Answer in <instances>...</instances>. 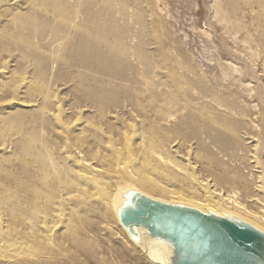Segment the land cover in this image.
Listing matches in <instances>:
<instances>
[{
	"label": "rangeland",
	"instance_id": "obj_1",
	"mask_svg": "<svg viewBox=\"0 0 264 264\" xmlns=\"http://www.w3.org/2000/svg\"><path fill=\"white\" fill-rule=\"evenodd\" d=\"M76 1L69 0V3L73 18L75 17V22H78L83 18L79 11L82 0ZM24 3L25 0H0V27L5 22V17H9L10 10L25 9L23 8ZM112 3L113 7L110 9L109 15L105 13L101 19V28L105 31L114 29L111 32L115 33L112 36L109 35L113 37L115 34L114 39L108 37V41L111 43L116 41L115 39L121 41L118 42L119 46L122 49L125 48V51L128 49V61L130 62V57L132 58L129 63L131 66L128 65L120 70L124 71L128 77L127 81L120 79L117 81L109 76H101L102 81H108L113 88L118 86L117 88L123 89L122 94L117 97L119 102L115 105L118 106H107L103 118L99 120L95 116L94 108L84 102L81 99L82 96H76L73 92L75 86H80L82 90L93 86L91 77L94 73L79 68L77 62H72L71 67L53 63V66L44 73L45 75L34 79L30 62L21 63L16 56L17 52L9 48L12 53L8 57L7 53H0L2 56V58L0 57V75L5 74L11 68L14 71L9 74L11 77L9 80L14 78L18 81L20 77L35 80L31 81V86L48 89V93L52 91L50 94L57 99L53 100L51 96V103L52 100L55 103L59 99L61 101L59 106L66 111L68 116L72 115L79 105L82 119L78 122L74 120L67 122L68 128L70 127L69 132H72L74 128L77 130L76 128L85 124L83 129L78 130L79 132L73 131L78 142L76 146V142H74L76 140L71 139L68 134L71 141L59 136L61 127L50 131L42 127L40 122H34V125L31 123L40 114L36 109L42 105L39 102L41 97L37 98L35 104L21 107L22 102H27L28 98L29 100L31 98L27 91L22 92L23 89H19L17 94H11L9 89L6 90L0 85V118L6 120L16 112L26 113L21 124L16 126V132L8 133L4 129L7 132L3 134L4 142L9 145V151L11 150L12 153L16 151V143L20 141L22 134L34 133L46 144L47 153L56 154L55 161L62 162L65 165L64 168L66 166L73 168L75 163L72 161V157L64 156L65 154L76 156L72 152L73 147V151L81 152L80 156L89 159L92 157L90 154L92 153L94 157L97 156L96 160H98L100 157H107L113 153L106 146L105 141L109 138L116 143L115 147L118 152L127 154L125 147L134 148L136 146L138 140L135 138L134 131L137 133L140 129L153 139L151 147L155 150L163 149L162 153L166 157L183 163L190 153L189 161L200 179H214L213 183L217 184L216 187L222 189L225 194L235 195L236 200L246 211L258 212L260 209L258 201L264 200V186L262 185L263 188L260 190L256 188V184L259 185L258 176L264 178V12H262L264 0L262 3L260 0H113ZM90 10L96 11L98 6H91ZM109 20L111 21L110 25L107 23ZM11 27L15 28V25L13 24ZM116 36L118 38H115ZM34 42L39 43L45 54L54 52L53 47L49 44L50 36H46L42 41L34 40ZM1 46L2 44H0ZM137 50H143L149 54L150 62L152 61L149 65L151 72L147 70V67L144 68L145 65L139 60ZM47 56L59 57V55ZM109 56V62H107L109 70H119L120 65L117 64L116 55L111 53ZM186 58L189 63L185 61ZM49 59L51 65L54 58ZM190 60L195 64H191ZM184 63L186 65L188 63L185 69L183 68ZM131 69L134 72H131ZM146 70L150 74H146ZM4 76L8 77V75ZM184 76L186 77L184 78ZM185 79L187 80L185 81ZM40 83L41 85H39ZM123 85H125L124 88ZM173 86L175 88H171ZM128 88L131 89V100L136 103L134 106L128 103L123 105L125 104L124 98L127 97L128 100ZM170 89H173L172 92ZM7 91L10 93L8 94ZM150 93L153 95L151 100L149 99L152 97ZM157 94H160V97ZM143 96H147V99H141ZM153 99L154 101H152ZM150 101L154 103L152 104ZM51 103H48L49 106ZM143 104H149L153 108L148 105L144 107L145 110L141 111L139 108ZM181 108L182 110H179ZM192 108L193 112L197 113L192 120L193 123L183 124V118L189 115ZM150 109L152 112L147 113ZM157 110H161L162 114L154 115ZM138 111L140 113L136 114ZM207 112H210L211 116H214L213 118L218 117L220 122L237 119L240 124L239 136L236 135V140L228 137L221 140L215 136V133L210 134L203 131L202 127L207 121L204 113ZM158 118H162V120L159 121ZM10 125L15 126L14 123L3 122L0 127L4 128ZM157 127L159 128L157 129ZM189 127H192V130ZM86 129V133H88L83 135L81 131ZM193 130H195V134L194 132L192 134ZM91 131L92 133H89ZM125 135L130 136L128 144L124 143ZM80 138H83L81 141L84 144L79 141ZM100 138L102 142L95 145L94 140ZM71 144L74 146L72 147ZM67 145L71 146V150L67 148ZM255 145L257 146L255 147ZM86 146L87 148H84ZM89 146L90 148H88ZM78 147L79 149H77ZM83 153L84 155H82ZM89 160L92 162L91 158ZM2 169L10 172L19 171L18 164L14 162L2 166ZM223 174L228 180L221 183L219 177ZM118 183L119 181L114 177L110 179V183L104 186V193L115 192ZM167 183L170 190H176V192L179 190L182 195L185 194L188 198L193 200H202L203 198L199 194L195 195L189 192L183 182H177L180 186L175 184L176 182ZM33 184L38 186V181L34 180ZM17 189L21 190L18 186ZM10 190L11 198L18 195L20 201L24 199L25 195L22 190L18 192L13 187ZM143 190L154 197L165 200L168 198L167 194L158 195L149 190ZM84 193L85 196L72 199L73 205L65 206V213L71 212V214L62 224L55 226L50 234L51 241L45 239L39 231L37 234L31 233V235L21 237V240L17 239V241L25 243L24 247L21 246V250L24 251L14 253L13 249H16V244L11 238L9 239L12 242L10 247H0V264H158L129 240L109 205L90 197L94 193L92 187L85 188ZM219 202L221 207H225L221 201ZM258 219H256L259 221L258 223H264V217ZM47 221V225H55L52 219ZM68 222L73 231L70 233L68 230L66 234L65 224Z\"/></svg>",
	"mask_w": 264,
	"mask_h": 264
},
{
	"label": "bare ground",
	"instance_id": "obj_2",
	"mask_svg": "<svg viewBox=\"0 0 264 264\" xmlns=\"http://www.w3.org/2000/svg\"><path fill=\"white\" fill-rule=\"evenodd\" d=\"M112 1L113 0H82L79 11L83 16V18H81L80 21L75 22L74 20L75 17L73 18V14L70 11L71 5L69 3V0H25V3L23 4V8L25 9H21V10L11 9L9 17H5L4 19L5 22L0 27V44H2V46L0 47L1 50L0 53L1 54L4 52L7 53V57H8V55H11L12 53L10 52L9 48H12V50L17 52L16 56L20 59L19 61H21V63L27 61L30 62V64L32 65L34 79H39L41 76L45 75L44 73L47 71L48 68L50 69L51 66H53V63L54 64L59 63L62 66L71 67L72 62H77L79 68L86 69L94 73L91 77V81H92L91 84H93V86L91 85L86 89L83 88V90L80 86H75L73 88L74 90L73 92L75 93L76 96H82L81 99H83L84 102L89 103L94 108L93 110L95 116L100 120L101 118H103L104 110H106L105 108L107 106L109 105H113L115 107L118 106L115 105L116 103L119 102L117 101V97H119L118 95L122 94L123 92V89L121 90L120 88H117L118 86L116 88H113L108 81H102L103 78L101 79V76H109L111 77V79L112 78L117 79V81L118 79L127 81L128 77L126 76L124 71H120V70L130 65L129 63H131V59H132L130 57V62L128 61L127 59L128 49L127 51H125V48L122 49L119 46V43L121 41L119 42V40L117 41V39H115L116 41L112 40L114 41L113 43L108 41V37H110L109 35L112 36L113 33H115V32L113 33L111 32L114 29L111 31L110 30L105 31L102 30L101 28L102 26V24L100 23L101 19L105 15V13L109 15V11H111L110 9L111 7H113ZM262 1L263 0H260L261 3ZM94 5L98 6V10L96 11L90 10L91 6ZM3 6L5 7L6 4L4 3ZM263 10H264V4H263L262 12H264ZM107 23L110 25L111 21L109 20L107 21ZM13 24L15 25V28L11 27ZM46 36H50L49 44L53 47L54 50V52L52 53L50 52L45 54L43 49L40 48L39 43L34 42V40L42 41L43 39H45ZM114 36L110 38L114 39ZM115 38L118 37L116 36ZM8 52H10V54H8ZM111 53H114V55H116L117 64L120 65L119 70L111 69L110 71L107 66V62H109L108 60L110 58L109 54ZM47 55H54V56L59 55V57L56 58ZM137 55L139 60L143 62V64L145 65L144 68L146 69L147 67V70H149L150 69L149 65L152 62V61L150 62L149 54L148 53L146 54V52L141 50L138 51ZM152 56L154 57V55ZM152 56L151 58H153ZM0 57L2 58V56ZM49 58L51 59L54 58L51 65L49 63L50 62ZM186 60L188 59L186 58L185 61ZM140 61L137 62L139 63ZM193 62L191 64H195ZM187 65L185 64L183 68L185 69L186 68L185 66ZM147 70H146V74L151 72L150 70L149 72ZM11 71L14 70H11L10 68V70H7L5 74L0 75V85L3 86L6 90L9 89L11 91V94H17L19 92V89L20 90L23 89L22 92L25 90L27 91L28 95H30L31 98L30 100L28 98L27 102H22L21 104L19 103L21 107L31 106L37 102L38 97L39 98L41 97L39 99V102L42 105L39 106V109H36L38 112H40V114L37 116V119L35 121H32L31 123L34 125V122H40L42 127L50 131L51 129H58L61 127V131L62 130L64 131L62 132L60 131L59 136L64 137L65 139L68 138L69 140L70 138L73 140L75 139L76 141L74 142H76L75 143L76 145L78 142L75 136L76 134H74L75 132H73L75 128L74 130H72V132H69L70 127L68 128L67 122L71 120L78 122L80 121V119H82L81 117L82 114L79 111L80 106L78 105L76 107L77 110L76 111L74 110L72 112L73 114L68 116L66 114V111L59 106V104H61V101L59 99L55 103L53 102V100L57 98L54 97V95L50 94V92L52 91L48 93L47 91L48 89L44 90V88H41L39 86L32 87L31 81L34 82L35 80H30L27 79L26 77H20L18 81L17 79L14 78L12 80H9L10 77L9 74L11 73ZM131 72H134V70L132 71L131 69ZM192 72L194 73V71ZM4 75H8V77H5ZM185 77L186 76H184V78ZM132 78L133 77H131V79ZM186 80L187 79H185V81ZM168 82H170L169 79ZM177 82H179V80ZM39 85H41V83ZM124 86L125 85H123V88ZM171 88H175V86ZM140 90L142 91V89ZM171 90L173 89H170V91ZM183 90L184 89L182 88V91ZM127 91H128L127 93L129 94L128 100L126 99L127 97L124 98L125 104L123 105H126V103L130 104L131 106L136 105V103L131 100L132 97L131 89L128 88ZM7 93L9 94L10 92L7 91ZM27 93L25 92V94ZM157 93L160 92L157 91ZM144 95L146 94L144 93ZM151 95L152 94L150 93V96ZM51 96L53 98L52 103L50 100ZM136 96L139 95L136 94ZM146 97L143 96L141 97V99ZM151 98H153V95L152 97H149L150 100ZM157 99L159 98L157 97ZM144 100L145 99H143V101ZM152 101H154V99ZM46 102L51 103L50 106L48 103L46 104ZM150 103L153 104L154 102L150 101ZM183 103L185 102L183 101ZM148 105L143 104L139 109H141V111L142 109L145 110L144 107ZM149 106L151 107V105ZM179 110H182V108ZM179 110L176 111L179 112ZM150 111L151 109L147 113H150ZM139 113L140 112L138 111V113L136 114ZM190 113H188L189 115L183 118L182 120L183 124H187V123L191 124L193 118H195V115L197 114L193 112V108L190 109ZM161 114L162 111L157 110L156 114L154 115L159 116ZM204 114L206 115L207 121L202 127L203 131H206L207 133L210 134L215 133V136L221 140H225L226 139L225 137L236 140L237 138L236 135H238L239 124H240V122H238L237 119H232L231 121L227 119L228 121L222 120L220 122L219 118L218 117L213 118L214 116L212 117L210 112ZM25 116L26 113L22 111L10 115L9 117L6 118V120L5 118H0L1 119L0 125L3 122H6L8 124L11 123L15 124V126L14 125L7 126L8 128L0 127V141H1L0 142V180H1L0 181V247H10L12 245V242L9 239L12 238L14 240L13 242H15L16 244L15 246L16 249H13L15 250L14 253H21L20 251L23 250V249L21 250V246L24 247L25 243L21 241H17V239L21 240L22 239L21 237H26L28 235H31V233L37 234L38 231L42 234V236L45 239L51 241L50 234L55 228V226L62 224L63 221L66 220L67 216L71 214V212L65 213L64 211L65 206L68 204H72L73 203L72 199L85 196L84 193L85 188H91V187L94 190V193L90 197L95 198L99 202H104L107 205H109L110 208L112 209L113 214L115 215V218H116L115 207L116 204L118 203L119 192L125 188L133 187L140 190L143 193H146L143 190L146 189L158 195L167 194L168 198L166 200L168 201L182 202L185 204L195 206L203 211L214 210L216 212H221L225 209L252 221L254 224H256L257 226H259L264 230V223L260 224L258 223L259 221H257L259 220L258 218L264 217V200L258 201V205H260L259 206L260 209L258 212L253 213L252 211H246V209L236 200L237 197L235 195L225 194V192L222 189L220 188L218 189L216 187L217 184L213 183L215 182L214 179L208 180V179L199 178L194 167L191 165V162L189 161L191 155L190 153L188 155V158H186V160H183L184 161L183 163L178 162V160L176 161L169 157H166L162 153L163 149L155 150L154 148L151 147V144L153 143L152 142L153 139H151V137L147 133H145L144 131L142 132L140 129L139 132L137 133L136 131H134L135 138L136 140H138L136 146L134 148H130L129 146L125 147L127 154H121L120 152H118L116 150L117 148L115 147L116 143L113 140L111 139L109 140V138H107L108 140L105 141L107 144L106 146L109 147V149L112 150L113 153L107 157L105 156L100 157L98 160H96L97 156L94 157V155L90 153L92 156L90 157L92 159V162H89L90 158L86 159L83 156H80L81 152L79 150L73 151L74 145L72 146L71 144V146L73 147L72 152H74L76 156L74 155L70 156L69 154H65L64 156L72 157V161H74L75 163V167L73 168L67 166L64 168L65 165L62 162L59 163L55 161V159L57 158L56 154L47 153L48 150L46 144H44V142L34 133H27L24 135L22 134L20 141L16 143L15 146L16 151L12 153L11 150L9 151L10 149L9 145L5 144L4 142L5 137H3V134L7 133L6 131H4V129H6L8 133L16 132V126L21 124V120ZM92 116L94 117V115ZM158 119L159 121L162 120V118L161 119L158 118ZM41 126L40 128H42ZM84 126L85 124L83 123V125L76 128L77 130L75 131L83 129ZM158 128L159 127H157V129ZM189 128H191L192 130V127ZM86 131L87 129L81 131V133H83V135H86L88 133V132L86 133ZM194 131L195 130L192 131V134ZM89 133H92V131ZM67 134L70 136V138L67 136ZM82 139L80 138V140L79 139L78 140L81 141ZM124 139H125L124 143L126 144L130 143L129 142L130 136L125 135ZM81 142L82 144H84L83 141ZM101 142L102 139L100 138L99 140L98 139L94 140L93 143H95L96 145V143L100 144ZM71 146L67 145V148L71 150ZM256 146L257 145H255V147ZM79 147L77 149H79ZM84 148H87V146ZM88 148H90V146ZM162 148H163V144H162ZM84 153H86V151ZM84 153L82 155H84ZM11 162L18 164L19 171L10 172L9 170L2 169V166H7ZM113 177L117 179V181H119L118 185L116 186V191L111 194H109V192L104 193L105 184L110 183V179H112ZM219 178H220L219 182L221 181V183H224L228 180L227 177L224 176V174L223 176L221 175ZM258 179H259V185L256 184V188L260 190L264 186V178L263 176H258ZM34 180L38 181V186H34L33 184ZM167 182H174V183L176 182L175 184H178L179 186L180 184L177 182L180 183L183 182V185L188 187L189 192L194 193L195 195L199 194V196H202L203 198L202 200H193L191 198H188L185 194L182 195L181 194L182 192L180 193L179 190H177V192L176 190L174 191L172 189L170 190V188H168L167 186L168 185ZM17 186L23 191L25 195L24 199H22L21 201L19 200L18 195H16V197L14 196V198H11V194H9V190L11 189V187L18 190ZM21 190H18V192H21ZM219 201H221L225 207H221ZM251 216H253L257 220L253 219ZM48 219H52L55 225H47L46 221ZM35 222H37L38 224H36ZM65 226H66V234L68 230L70 233L73 231L69 222L66 223ZM137 246L140 249H142L145 253H147L148 256H151V259H153L155 262H157L158 264H164L162 259L163 256L162 250L159 247L150 243L147 238L143 237L140 240V242L137 244Z\"/></svg>",
	"mask_w": 264,
	"mask_h": 264
},
{
	"label": "water",
	"instance_id": "obj_3",
	"mask_svg": "<svg viewBox=\"0 0 264 264\" xmlns=\"http://www.w3.org/2000/svg\"><path fill=\"white\" fill-rule=\"evenodd\" d=\"M115 214L134 245L145 237L162 250L164 264H264V230L231 211H203L128 187Z\"/></svg>",
	"mask_w": 264,
	"mask_h": 264
}]
</instances>
